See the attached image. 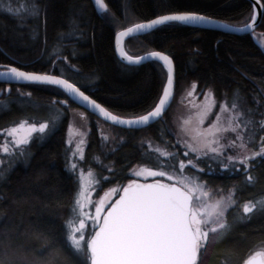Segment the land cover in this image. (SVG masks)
I'll use <instances>...</instances> for the list:
<instances>
[{
  "label": "trees",
  "instance_id": "16d2710c",
  "mask_svg": "<svg viewBox=\"0 0 264 264\" xmlns=\"http://www.w3.org/2000/svg\"><path fill=\"white\" fill-rule=\"evenodd\" d=\"M37 2L41 5L40 16L27 18V26L22 27L24 18L6 11L8 7L16 8L17 0H3L0 64L60 74L124 116L137 115L154 105L166 69L156 59L139 64L121 61L113 46L115 31L139 20L180 10L201 12L233 24L246 23L252 14L248 0H104L107 11L103 14L97 12L92 0ZM19 6L31 7L26 2ZM254 31L264 34V9ZM124 48L131 55L164 50L175 65V90L168 110L141 128L108 123L79 107L55 85L0 82V143L4 129L21 119L46 120L51 125L49 131L34 134L27 145H22L23 154L15 151L2 156L3 264H78L64 241V224L77 188V172L71 169L66 142L69 109H80L88 118L82 156L77 162L93 171L98 189L113 183L125 184L133 178L132 166L138 164L163 172L164 175L155 177L167 181L173 180L169 175L182 172L210 185L230 186L239 203L264 199V158L249 160L247 175L253 177V182L248 184L242 165L229 164L224 157L212 154L196 156L188 152L185 156V148L174 136L170 115L176 96L191 81L202 92L205 88L211 90L215 106L233 100L235 93L242 111L254 109L253 98L259 97V110L264 113V96L260 92L264 90V51L253 33L233 34L172 21L127 37ZM98 122L112 127L114 140L102 142ZM263 134L264 130L256 134L257 142ZM155 149L177 155L160 156ZM189 159L196 168L186 166L180 171V162L187 165ZM225 164L229 166L226 168ZM241 215L243 211L237 207L226 211L225 221L231 224L230 230L219 239L209 233L198 264H242L248 255L261 250L264 212L254 211L244 220L239 219Z\"/></svg>",
  "mask_w": 264,
  "mask_h": 264
},
{
  "label": "snow or ice",
  "instance_id": "6c2138e0",
  "mask_svg": "<svg viewBox=\"0 0 264 264\" xmlns=\"http://www.w3.org/2000/svg\"><path fill=\"white\" fill-rule=\"evenodd\" d=\"M25 2L31 5L30 9L19 6ZM17 4L16 8L8 7L6 11L16 17L24 18L21 21L22 27L27 26V18H38L40 16L41 5L37 0H17ZM93 5L98 13L103 14L107 11L104 0H93ZM0 7H3V0H0ZM206 20L207 18L195 14L160 16L148 23H137L126 31L120 32L118 37L150 30L155 26L172 21L200 22ZM251 20V23H246L242 28L237 30L252 34L256 24L255 17L253 16ZM258 46L264 51V44L258 43ZM122 55L125 54L122 53ZM144 59L163 61L168 68L167 82L168 84L172 83L171 61L167 56L154 52L135 61L131 57H127L129 63H140ZM0 77H3L5 82L15 79L17 81L25 80L61 86L65 90L78 92L85 101L89 100L74 85L64 79L49 75H35L19 71L16 68H10L7 71L0 72ZM260 92L264 96V90H260ZM192 94V92L188 93L189 96ZM169 96L168 87L165 86L157 106L146 115L131 120H123L110 115L101 109L95 101H91L90 103L96 109L103 112L105 118L111 119L114 124L137 127L148 124L150 121L160 117ZM253 103L256 105L254 109L245 108L242 111L240 99L234 93L233 100H226L220 105V114L216 116L215 130L210 133L215 139L207 141L205 145L208 152L224 155L225 149L235 150L239 148L241 152L246 153L249 143H257L256 134L260 130H264V118L256 120L255 117H264V113L259 110L261 106L259 97H254ZM213 105H215L214 101ZM224 113H227L226 125L222 123ZM204 118L206 119L207 117L205 116ZM189 122L185 121L184 124L186 125ZM200 122L203 123V119ZM27 123V121L18 123L17 127L4 130L7 136L13 139L0 146V152L11 155L12 152L19 151L23 154L21 146L27 145L30 142L32 133L43 134L49 126L46 123H40L38 128L34 124L30 125L27 128L28 136L16 139L18 131L24 128ZM223 133H233L235 134V138L222 144V136L218 134ZM249 133L251 135L246 140L245 136ZM223 138L227 139L226 137ZM104 139L107 138L104 137ZM9 143L12 145L11 151L8 146ZM258 143L259 150L253 152L251 155L245 154L243 158L239 159L235 156L225 157L229 161V164L239 163L244 166L243 170L248 184H252L253 182V177L247 175L249 170L248 161H254L257 157L264 158V136L259 137ZM213 144L217 146L213 147ZM186 146L191 152L197 151L191 145ZM154 151L158 152L160 156L175 157L177 155L176 153L162 152L159 149H155ZM73 154L76 155V153ZM184 155L188 156L189 153L185 152ZM204 155H208V153L206 152ZM211 158L216 159L215 156ZM229 164H225V167L227 168ZM157 166H160V162H158ZM186 166L196 168L195 163L189 159L187 165L182 161L180 162L179 170L183 171ZM71 169L75 171L77 165H71ZM199 171L203 172L204 169H199ZM149 174L164 175L163 172ZM4 175L3 169L0 168V179H3ZM169 179L171 180L172 177H169ZM184 179L189 181L194 187L188 188V184H185L184 187L188 191H182L181 188L167 184H150L147 186L136 184L135 187L130 186L124 189V196L103 217V223L99 224V230L95 232V235L90 240H86L82 234L87 217L85 219L81 218L80 210L82 209V204L79 199L80 194L77 193L73 206L70 209V218L64 224V241L72 255L77 259L78 264H198L200 252L208 242L209 233H212L215 239L224 236L231 228V224L224 220V214L227 210L238 207V205L234 198L235 189L230 191L227 196H222L220 200L213 201L212 203L201 205L200 197H197L196 203L193 204V197L189 194L190 192L199 190L204 197H209L210 193L204 192L205 185L197 184L193 178L185 177ZM77 183L79 184V180ZM180 183L184 184V180L180 181ZM3 198V195L0 194V199ZM99 211L100 209L98 208L97 212ZM254 211L264 212V200H255L254 202L244 204L243 215L239 219L244 220L248 218L247 214ZM2 216L3 213H0V217ZM91 219L93 223L99 222L98 216L91 217ZM77 221H79V226H76ZM46 250L44 249V251ZM41 255H43V251ZM257 255L264 256V242H261V252ZM3 259V242L0 241V264H3ZM243 264H255V260L250 257L248 260L243 261Z\"/></svg>",
  "mask_w": 264,
  "mask_h": 264
},
{
  "label": "rangeland",
  "instance_id": "374dc122",
  "mask_svg": "<svg viewBox=\"0 0 264 264\" xmlns=\"http://www.w3.org/2000/svg\"><path fill=\"white\" fill-rule=\"evenodd\" d=\"M254 37L258 41L259 44H264V34L258 31L253 32ZM140 54V53H139ZM195 86V87H193ZM189 92L193 94L191 96L188 95ZM211 97V99H209ZM214 97L209 88H205L200 91L196 83L191 81L175 98L174 104L170 111L171 115V125L173 127L174 136L177 139V142L180 144L181 148H185V152H189L193 155H204V153L225 157L227 156H235L238 159L243 158L245 154L251 155L253 152L259 150V143L253 147L247 146L246 153L241 152L239 148L235 150L225 149L224 155H220L218 153H210L208 152L206 145L207 141L215 139L210 133L215 130V121L216 116L220 114V104L217 106L213 105ZM215 102V101H214ZM216 107V108H215ZM69 122L67 126L66 132V142L68 144V156L70 157V166L73 164L77 165V181L79 180V184L77 183V188L75 191L74 198L79 193V199L82 204V209L80 210L81 218L85 219V229L83 231V235L85 239L88 237L91 229L96 223H93L91 217L100 216L106 205L113 199L115 195L119 193V191L128 183H131L135 180H149L156 178L155 175H150L149 173H157L154 170L146 167L135 164L131 168V174L133 178L126 182L125 184L113 183L107 187L98 189L96 186V179L94 178V173L91 169H84L78 164V159L82 156V150L84 147L86 131L88 127V118L86 114L80 109H69ZM207 117L206 119L204 117ZM203 119V123L200 121ZM27 121V125L24 128L20 129L17 133L16 139L25 138L28 136L27 128L30 125H35V127H39L40 123L48 124V128H46L45 133L49 131L51 125L49 121H39V120H27L21 119L18 123H22ZM185 121H190L188 124H184ZM227 122V113L223 114L222 123L226 125ZM18 123L13 126H10L6 129H11L13 127H17ZM97 127L99 129V134L102 138L103 143H107L109 141L114 140V132L111 126L103 123L98 122ZM199 133V135H197ZM36 133H32L33 135ZM221 135V143H227L228 140L234 139L235 134L233 133H223L218 134ZM264 136V134L262 135ZM106 137L107 139H104ZM226 137L227 139H224ZM13 139L12 137H8L6 132L3 131V141L0 143V146L7 143ZM186 145H191L197 149L196 152H191L190 149ZM10 151L12 150V145L8 144ZM213 147L217 145L213 144ZM22 147V146H21ZM73 153H76L74 155ZM4 153L0 152V164L2 162ZM228 161V160H227ZM249 162V161H248ZM237 166H240L239 163H235ZM243 166V165H242ZM244 167V166H243ZM139 173V175H137ZM91 174V175H90ZM172 177V181H175L182 186L188 184V188H193L194 185L189 183V181L185 180V177L193 178L197 184L205 185L203 191L210 193L209 197H204L199 190L190 192L191 196L193 197V204L196 203V198L200 197L201 205L204 203H212L213 201L220 200L222 196H227L230 191L233 190L232 187H221V186H214L210 185L202 180H197L194 176L188 174L176 173L174 175H169ZM184 180V184L180 183V181ZM187 189V188H186ZM188 190V189H187ZM234 198L237 201L238 209L243 211V205L248 203H239L238 198L235 196ZM264 200V199H261ZM74 203V199H73ZM72 203V206H73ZM71 206V207H72ZM100 209L97 212V209ZM226 213V212H225ZM70 218V215L68 219ZM203 218V217H201ZM225 220V214H224ZM76 226H79V221L76 222ZM215 226V225H212ZM206 230V229H205Z\"/></svg>",
  "mask_w": 264,
  "mask_h": 264
},
{
  "label": "water",
  "instance_id": "95a60500",
  "mask_svg": "<svg viewBox=\"0 0 264 264\" xmlns=\"http://www.w3.org/2000/svg\"><path fill=\"white\" fill-rule=\"evenodd\" d=\"M248 1L250 2L251 7H252V14H251L250 19L246 23H251L252 22L251 18L254 16L255 17V20H256V24H255V28H256L258 26L259 22H260L261 17H262L264 5H263V2L261 0H248ZM92 2H93V0H92ZM182 14H195V15H199V16H202V17L207 18L206 21H200V22L192 21V22H183V23H188V24H192V25H196V26H200V27H204V28L217 29V30H221L223 32L233 33V34H236V33H245V32L238 31L237 29L242 28L246 23H244V24H233V23L227 22V21L222 20V19H219V18H215L213 16H210V15H207V14H204V13H201V12L189 11V10H180V11L165 12V13L158 14V15H155L153 17H150L148 19H143V20L136 21L134 23H131V24H129L127 26H124V27L118 29L117 31H115L114 36H113V46H114V50H115L116 56L121 61H123L125 63H129L128 60H127V57H131L135 61L138 58L146 57V56H148V54L154 53V52L161 53V54L167 56L170 59V61H171V69H172V76H173L172 83L171 84H168V82H167V72H168V68L164 64L163 61H160L164 65V67L166 69V76H165V80H164V83L162 85L161 91L159 93V96H158L157 100L155 101L154 105L151 108H149L148 110H146V111H144L142 113H139L137 115L124 116V115H120V114H117V113L111 111L106 106H104L103 104H101L99 101L95 100L93 97H91L89 94H87L78 85H76L71 80L67 79L66 77H64V76H62L60 74H55V73H51V72H44V71H37V70H28V69H24V68L18 67V66L13 65V64H7V65L0 64V72L7 71L10 68H16L19 71H23L25 73H30V74H35V75H49V76H52V77L64 79L68 83L74 85L75 88L79 89V92H83L84 95L89 98L88 101H85L79 95L78 92L68 91V90H65L64 88H62L61 86H58L59 88H61L73 100L74 103H76L79 107L83 108L84 110H87V111L95 114L100 119H102V120H104V121H106L108 123H111V124H114L111 121V119H106L105 116H104V114H103V112H101L99 109H96L94 106L91 105V103H90L91 101H95V103L97 105H99L101 109L105 110L110 115H114V116L118 117L119 119H123V120H131V119L139 118V117H141L143 115H146L148 112L152 111L157 106V104L159 103V100L162 97L163 88L165 86H167L168 87V90H169V93H170V96L167 98V103L165 105L164 110L161 113V116H162L168 110V108H169V106H170V104L172 102L173 95H174V90H175V65H174V62H173L172 57L167 52H165L164 50H159V49L147 50L145 52H142V53L136 54V55H131V54H129L125 50V48H124V41H125V39L127 37L132 36V35L141 34V33L147 32L149 30H144V31L139 32V33H132V34H129L128 36H124V37H118V34L120 32L126 31L130 27H133L137 23H148V22H150L153 19L159 18L160 16H166V15H182ZM207 21H211V22H207ZM225 26H227V27H225ZM122 53L125 54V55H122ZM147 60H150V59H144L142 62H145ZM142 62H140V63H142ZM129 64H139V63H129ZM0 82H4V83H7V84H10V83H17V82H22V83L23 82H28L29 83L30 81H25V80H19V81H17L15 79H12L9 82H5L4 78L3 77H0ZM30 83H41V82H30ZM160 117L156 118L155 120L150 121L148 124L140 125V126H137V127H129L127 125H119V124H114V125H118V126L125 127V128H141V127L147 126V125L155 122ZM136 184L144 185V186H147V185H150V184L151 185H155V184H167L169 186H175V187L181 188L182 191H188L184 186H182L181 184H179V183H177L175 181H167V180H163V179H159V178H153V179H149V180H145V181L135 180V181H133L131 183H128V184H126L119 191V193L104 208V210L100 214L99 222L96 224V226L94 227L92 233L89 235V237H88L87 240H90L91 237L95 235V232L99 230V224H102L103 223V217H105L108 214V211L110 210V208L113 205H115L117 203V201H119L121 199L122 196H124V189L129 188L130 186L131 187H135ZM260 252H261V250H258V251H255V252L251 253L250 255H248L244 259V261L245 260H248L250 257H252L255 260V264H264V256H258L257 255ZM242 264H243V262H242Z\"/></svg>",
  "mask_w": 264,
  "mask_h": 264
}]
</instances>
